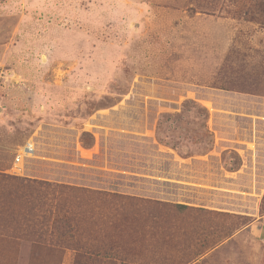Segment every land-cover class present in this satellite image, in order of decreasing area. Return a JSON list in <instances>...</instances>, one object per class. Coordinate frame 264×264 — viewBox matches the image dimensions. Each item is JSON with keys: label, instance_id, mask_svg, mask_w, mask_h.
I'll list each match as a JSON object with an SVG mask.
<instances>
[{"label": "rangeland", "instance_id": "1", "mask_svg": "<svg viewBox=\"0 0 264 264\" xmlns=\"http://www.w3.org/2000/svg\"><path fill=\"white\" fill-rule=\"evenodd\" d=\"M255 3L0 0V264H264L249 225L264 214ZM168 114L164 133L181 149L159 133ZM30 138L35 157L17 171ZM56 205L74 233L44 212Z\"/></svg>", "mask_w": 264, "mask_h": 264}, {"label": "trees", "instance_id": "2", "mask_svg": "<svg viewBox=\"0 0 264 264\" xmlns=\"http://www.w3.org/2000/svg\"><path fill=\"white\" fill-rule=\"evenodd\" d=\"M255 6L258 10H260L262 12V19H264V0H263V4H258L255 3ZM217 88L220 89H230L228 88L226 85H224L223 83L218 84V86H216ZM198 115L200 117H202V122L199 123V128H197L196 133H197V137L200 141L199 143V148L201 151H205L209 148H211L212 146V134L211 132L208 130L206 124L204 123V119L206 118L208 111L205 107L201 106V108L198 109ZM170 116H172L171 114L168 115H162L159 123H158V127H159V133L162 134V137L167 138L168 141H170L172 143V147L176 148V149H181L180 146L177 144V142L173 141L167 134L164 133V128H165V123L167 121L170 120ZM182 150L184 152H187V150L183 149ZM2 180L7 182H10L11 186H17V188L19 186H21L20 184L27 180V179H23L19 176H3ZM62 189H69V187L67 186H61ZM80 192H84V193H89L92 196H94V198L101 203H107L108 201H111L112 198H114V200L116 198L122 199V198H130V197H124L121 196L117 193H112V192H106V191H100V190H94V191H90V190H86V189H79ZM264 196V194H263ZM176 206L180 209H185L188 206L184 205V204H176ZM44 212L48 213L49 218L52 217L53 218V226L63 223L64 225H66L67 227H69V230H72L73 233L75 232V228L71 226V221L73 220V217L71 215V212L67 211V208H65L64 206L61 205H56L54 207V209H46L44 210ZM46 213L41 215V220H43V218H45ZM43 224V222L41 223V225ZM40 231L39 233L41 234L43 229L42 227L39 228ZM96 251V250H94ZM98 252V251H97Z\"/></svg>", "mask_w": 264, "mask_h": 264}, {"label": "crops", "instance_id": "3", "mask_svg": "<svg viewBox=\"0 0 264 264\" xmlns=\"http://www.w3.org/2000/svg\"><path fill=\"white\" fill-rule=\"evenodd\" d=\"M27 147H30V151H28V152H25V146H24V155L25 156H27V157H35V151H36V147H35V145H34V143H33V140H32V138H30L28 141H27V144H25ZM257 146H259L258 148L255 146V151H253L250 147H248L247 148V151H248V153L250 154V156L249 157H251V158H249L248 159V161H251L252 160V158H253V153L255 152V154H256V156L259 154V156L260 155H262V154H260L261 152H259V151H261L262 150V144L260 143V141L256 144ZM263 151V150H262ZM242 166H244L245 167V165H242ZM251 166V165H250ZM20 168L21 167H19V170H20ZM241 169H243V167H241ZM246 169V168H245ZM247 169H249L248 167H247ZM251 170V169H250ZM261 170H262V168H261ZM252 171V170H251ZM263 193H264V187H263V189H262V192L261 193H259V199H257V201H260L261 200V196L263 195ZM255 213V212H254ZM252 215H254V214H252ZM250 227H252L253 229H254V231H259V232H256V234L257 235H260V236H262L263 237V239H264V214H262V215H258L256 218H253L252 219V221L250 222Z\"/></svg>", "mask_w": 264, "mask_h": 264}, {"label": "built area", "instance_id": "4", "mask_svg": "<svg viewBox=\"0 0 264 264\" xmlns=\"http://www.w3.org/2000/svg\"><path fill=\"white\" fill-rule=\"evenodd\" d=\"M23 156H24V151H20L18 154H17V156H16V160H15V164L16 165H18L19 164V162H20V160H22V158H23ZM19 167H21V166H16V170L17 171H19Z\"/></svg>", "mask_w": 264, "mask_h": 264}]
</instances>
